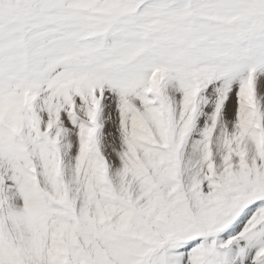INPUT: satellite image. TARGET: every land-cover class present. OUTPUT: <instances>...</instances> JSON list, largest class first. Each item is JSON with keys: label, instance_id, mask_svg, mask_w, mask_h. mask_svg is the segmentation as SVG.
<instances>
[{"label": "snow or ice", "instance_id": "snow-or-ice-1", "mask_svg": "<svg viewBox=\"0 0 264 264\" xmlns=\"http://www.w3.org/2000/svg\"><path fill=\"white\" fill-rule=\"evenodd\" d=\"M0 264H264V0H0Z\"/></svg>", "mask_w": 264, "mask_h": 264}]
</instances>
